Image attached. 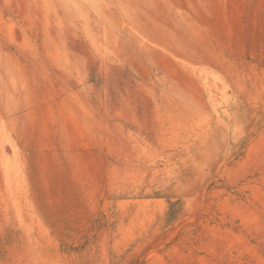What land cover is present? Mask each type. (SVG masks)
Instances as JSON below:
<instances>
[{
	"label": "rangeland",
	"instance_id": "374dc122",
	"mask_svg": "<svg viewBox=\"0 0 264 264\" xmlns=\"http://www.w3.org/2000/svg\"><path fill=\"white\" fill-rule=\"evenodd\" d=\"M0 264H264V0H0Z\"/></svg>",
	"mask_w": 264,
	"mask_h": 264
}]
</instances>
